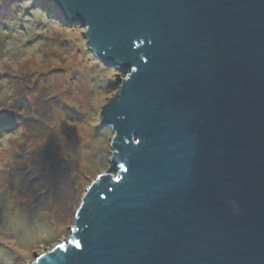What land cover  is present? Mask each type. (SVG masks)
<instances>
[{
    "label": "water",
    "instance_id": "water-1",
    "mask_svg": "<svg viewBox=\"0 0 264 264\" xmlns=\"http://www.w3.org/2000/svg\"><path fill=\"white\" fill-rule=\"evenodd\" d=\"M51 1L124 76L110 172L28 264H264V0Z\"/></svg>",
    "mask_w": 264,
    "mask_h": 264
},
{
    "label": "rangeland",
    "instance_id": "rangeland-1",
    "mask_svg": "<svg viewBox=\"0 0 264 264\" xmlns=\"http://www.w3.org/2000/svg\"><path fill=\"white\" fill-rule=\"evenodd\" d=\"M37 2L19 0L15 19L0 21V264H28L68 238L78 205L66 208L64 198L110 172L113 133L100 110L124 76L87 47L84 27L66 22L51 0L43 4L57 15L41 17ZM16 167L36 175L20 177L24 194L11 182Z\"/></svg>",
    "mask_w": 264,
    "mask_h": 264
},
{
    "label": "trees",
    "instance_id": "trees-1",
    "mask_svg": "<svg viewBox=\"0 0 264 264\" xmlns=\"http://www.w3.org/2000/svg\"><path fill=\"white\" fill-rule=\"evenodd\" d=\"M43 1H45V0H38V2H37V5H39V7H41V9H42V11L40 12V15H41V17H43V16H45V15H53V14H55V15H57V13H56V10H55V6H53V5H51V6H45L44 4H43ZM19 0H6V5L5 6H3L2 5V3H3V1H2V3H1V5H0V10L2 11V13H0V21H5V22H7V21H9V20H12V19H15L14 18V16H15V14H16V12H17V9L19 8ZM59 20H62V18H60ZM26 74V73H25ZM32 76V74H30V73H28L27 75H22V76H18V78H16V80H15V82H20V81H23L24 80V78L26 77L27 79L28 78H30ZM31 80V79H30ZM42 105H44L45 103H47V101L44 99V98H41L40 99V101H39ZM53 111H50V117H52L51 116V114L53 115ZM28 120V119H27ZM56 121V120H55ZM51 125H52V128H54V126H55V123H54V119L52 118V120H51ZM45 126L44 127H46L47 128V130L48 131H50V129H52L51 128V125H48V124H44ZM34 126H37V125H34ZM37 127H39V126H37ZM34 130V129H33ZM35 132L34 133H38V131H37V129L36 130H34ZM49 134L48 133H46V134H44V136L42 137V139H40L39 137H35V141H37V140H39V141H46V137L48 136ZM48 140V139H47ZM46 155H47V153H46ZM14 167H15V165H14ZM17 168V167H16ZM23 168H17L16 170H15V172H17V178H16V176H15V174L12 176V180H11V182H14L15 184V186H16V188L18 189V191L21 193V194H24L25 192V190L24 189H22L21 188V186L23 185V182H22V180H21V178L20 177H22V175L23 176H28L29 175V177L32 175L33 176V179H28V182H30V181H32V180H34L35 178H36V175H34V174H29L28 173V170L29 169H24V170H22ZM21 170H22V174H20L19 175V177H18V173L19 172H21ZM14 172V173H15ZM14 180H17L18 182H19V184H16V182L14 181ZM20 189V190H19ZM83 190H85L83 187H79L77 190H75L74 188H73V190H72V192H71V194L70 195H67V197L66 198H64V200H66V204L64 205V206H66V208H68L69 207V205L70 206H75V204H77V205H79V201H80V198H81V195L83 194ZM40 194V196H42V193H39ZM39 194H37V197H39ZM34 202V200L32 199L31 200V202ZM65 203V202H64ZM49 208V206L47 207V209ZM77 208V207H76ZM75 211H76V209L74 210V214L72 215V219H74V215H75ZM58 217V216H57ZM61 217V216H60ZM54 219H55V221H56V217H54ZM58 220V219H57ZM67 221V218L66 217H62L60 220H59V222H58V224H55V227H56V229H58L59 227H61L66 221ZM65 221V222H64ZM57 222V221H56ZM72 226H68V229H67V231L68 232H70V228H71ZM67 228V227H66Z\"/></svg>",
    "mask_w": 264,
    "mask_h": 264
},
{
    "label": "snow or ice",
    "instance_id": "snow-or-ice-1",
    "mask_svg": "<svg viewBox=\"0 0 264 264\" xmlns=\"http://www.w3.org/2000/svg\"><path fill=\"white\" fill-rule=\"evenodd\" d=\"M80 245L79 244H77V247H79ZM58 247H63V245H58Z\"/></svg>",
    "mask_w": 264,
    "mask_h": 264
},
{
    "label": "bare ground",
    "instance_id": "bare-ground-1",
    "mask_svg": "<svg viewBox=\"0 0 264 264\" xmlns=\"http://www.w3.org/2000/svg\"><path fill=\"white\" fill-rule=\"evenodd\" d=\"M92 182V181H91ZM85 191V190H84Z\"/></svg>",
    "mask_w": 264,
    "mask_h": 264
}]
</instances>
